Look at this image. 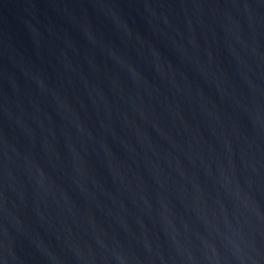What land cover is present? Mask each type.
Segmentation results:
<instances>
[{
    "label": "water",
    "instance_id": "1",
    "mask_svg": "<svg viewBox=\"0 0 264 264\" xmlns=\"http://www.w3.org/2000/svg\"><path fill=\"white\" fill-rule=\"evenodd\" d=\"M0 264H264V0H0Z\"/></svg>",
    "mask_w": 264,
    "mask_h": 264
}]
</instances>
